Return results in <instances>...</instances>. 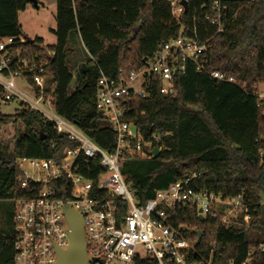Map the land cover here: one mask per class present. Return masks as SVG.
I'll return each instance as SVG.
<instances>
[{
    "label": "trees",
    "instance_id": "trees-1",
    "mask_svg": "<svg viewBox=\"0 0 264 264\" xmlns=\"http://www.w3.org/2000/svg\"><path fill=\"white\" fill-rule=\"evenodd\" d=\"M214 1L188 0V11L176 15L170 0H56V43L47 46L41 37H23L19 13L29 0H0V37H16L15 51L19 49L22 58H48L47 91L55 90V110L112 152V125L96 107L99 80L105 76L119 81L140 70L145 59L183 29L197 35L206 51L199 63H186L185 72L176 78L175 93L162 94L155 80L147 97L121 99L124 121L145 134H159L156 145L162 148L156 158L130 156L122 173L140 204L152 199L156 190L193 174L197 176L191 186L196 190L243 194L248 225L225 227L218 219H201L195 206L166 207L165 223L194 243L191 260L241 264L254 250L252 264H264V101L257 92L264 83V0H221L227 6L221 32L204 19ZM74 34L84 54L69 47ZM74 71L76 87L71 88ZM212 71L236 82L218 81ZM19 120L25 130L16 133L13 149L0 143V200L14 204L27 193L18 182L17 158L60 161L65 148L76 146L39 113L27 108L15 115L0 112V126ZM167 161L176 165L159 174ZM100 171L97 167L95 173ZM197 231L202 232L200 243ZM14 239L13 228L0 227V264H15ZM136 264L152 262L139 259Z\"/></svg>",
    "mask_w": 264,
    "mask_h": 264
},
{
    "label": "built area",
    "instance_id": "built-area-1",
    "mask_svg": "<svg viewBox=\"0 0 264 264\" xmlns=\"http://www.w3.org/2000/svg\"><path fill=\"white\" fill-rule=\"evenodd\" d=\"M178 1L170 0L176 15L184 10L181 3L177 6ZM226 15L227 6L215 0L204 19L221 32ZM16 41V37H0V107L17 102L20 109L41 114L52 122L58 134H65L76 146L65 148L60 161L16 159L21 170L18 182L27 193L14 205L15 264L57 263L56 248L67 251L71 245L67 205L83 218L87 264H136L139 259H149L152 264H212L211 259L205 262L189 258L194 243L165 223V208L195 206L203 219H218L225 227L248 225L250 214L244 195L231 197L196 190L191 186L197 176L193 174L167 189L156 190L152 199L140 204L122 173V164L130 156L152 158L151 151L160 135L145 134L136 124L124 121L121 99L147 97L155 80L160 82L162 94L175 93L178 74L185 72L187 62H200L206 43L197 35L185 34L183 29L147 59L140 70L119 81L102 76L96 107L100 116L111 123L115 134L114 151L108 152L55 110V90L47 91L48 58L40 62L22 58L19 49L15 51ZM210 75L218 81L236 82L220 71ZM97 167L99 173H95ZM84 171L93 173V177ZM253 253L254 250L241 264H252Z\"/></svg>",
    "mask_w": 264,
    "mask_h": 264
},
{
    "label": "rangeland",
    "instance_id": "rangeland-1",
    "mask_svg": "<svg viewBox=\"0 0 264 264\" xmlns=\"http://www.w3.org/2000/svg\"><path fill=\"white\" fill-rule=\"evenodd\" d=\"M39 3V8L29 3L26 10L19 13L23 37L28 40L41 37L45 45L51 46L56 43V36L53 34L52 30L56 27L57 3L56 0H39ZM78 41V38H76L74 34V36L71 37L69 47L71 46L84 54ZM73 74L74 78L71 88L76 87L77 72L74 71ZM257 92L264 101V83H260L257 86ZM19 109V104L13 102L11 104L2 105L0 107V112L4 115H15ZM24 128L25 126L20 120L0 126V143H2L8 151H11L13 149L16 133L25 130ZM26 169L31 171L28 164H26ZM14 205V201L0 200V227L5 228L7 231H11L13 228L12 214Z\"/></svg>",
    "mask_w": 264,
    "mask_h": 264
},
{
    "label": "water",
    "instance_id": "water-1",
    "mask_svg": "<svg viewBox=\"0 0 264 264\" xmlns=\"http://www.w3.org/2000/svg\"><path fill=\"white\" fill-rule=\"evenodd\" d=\"M36 8L40 7L39 0H29ZM181 5L184 7L185 12L188 11L189 4L187 0H182ZM146 61V59H145ZM177 75V73H175ZM102 113V111L100 112ZM161 149L159 146H155L151 151L152 157L156 158L159 156ZM175 161H167L164 165L158 170V173H164L172 166H175ZM66 218L70 226V237L71 245L67 251H63L60 248L57 249V263L56 264H87V243L84 233V221L83 218L71 208L70 205H67L65 208ZM200 218L203 219L202 215ZM198 239L197 243H200L202 240V232L197 231ZM97 261V259H94Z\"/></svg>",
    "mask_w": 264,
    "mask_h": 264
}]
</instances>
